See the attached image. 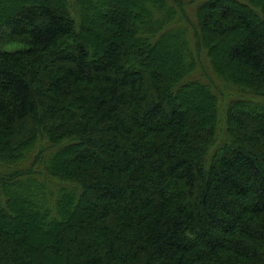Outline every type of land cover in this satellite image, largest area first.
Instances as JSON below:
<instances>
[{
  "label": "trees",
  "instance_id": "obj_1",
  "mask_svg": "<svg viewBox=\"0 0 264 264\" xmlns=\"http://www.w3.org/2000/svg\"><path fill=\"white\" fill-rule=\"evenodd\" d=\"M0 264H264V0H0Z\"/></svg>",
  "mask_w": 264,
  "mask_h": 264
},
{
  "label": "rangeland",
  "instance_id": "obj_2",
  "mask_svg": "<svg viewBox=\"0 0 264 264\" xmlns=\"http://www.w3.org/2000/svg\"><path fill=\"white\" fill-rule=\"evenodd\" d=\"M205 65V64H204ZM4 226H5V231H11V229L12 230H15V229H17V226H15L16 224H12V223H10V222H4V224H3Z\"/></svg>",
  "mask_w": 264,
  "mask_h": 264
}]
</instances>
